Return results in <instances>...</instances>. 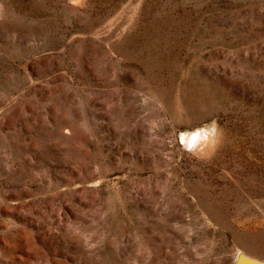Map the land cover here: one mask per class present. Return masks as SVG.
Segmentation results:
<instances>
[{"label": "rangeland", "instance_id": "obj_1", "mask_svg": "<svg viewBox=\"0 0 264 264\" xmlns=\"http://www.w3.org/2000/svg\"><path fill=\"white\" fill-rule=\"evenodd\" d=\"M241 254L264 261V0H0V264Z\"/></svg>", "mask_w": 264, "mask_h": 264}, {"label": "bare ground", "instance_id": "obj_2", "mask_svg": "<svg viewBox=\"0 0 264 264\" xmlns=\"http://www.w3.org/2000/svg\"><path fill=\"white\" fill-rule=\"evenodd\" d=\"M212 140H213V136L210 134H206V137H199L197 140V145H196V147L198 148L197 150L202 149L205 146H208L212 142ZM240 259H241L240 264H246L249 259H253V258L241 254Z\"/></svg>", "mask_w": 264, "mask_h": 264}, {"label": "water", "instance_id": "obj_3", "mask_svg": "<svg viewBox=\"0 0 264 264\" xmlns=\"http://www.w3.org/2000/svg\"><path fill=\"white\" fill-rule=\"evenodd\" d=\"M246 264H264V261L249 259Z\"/></svg>", "mask_w": 264, "mask_h": 264}]
</instances>
